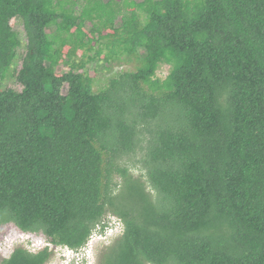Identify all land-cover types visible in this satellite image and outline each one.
<instances>
[{"label": "trees", "instance_id": "16d2710c", "mask_svg": "<svg viewBox=\"0 0 264 264\" xmlns=\"http://www.w3.org/2000/svg\"><path fill=\"white\" fill-rule=\"evenodd\" d=\"M76 3L0 0V229L46 238L0 264H264V0Z\"/></svg>", "mask_w": 264, "mask_h": 264}, {"label": "rangeland", "instance_id": "374dc122", "mask_svg": "<svg viewBox=\"0 0 264 264\" xmlns=\"http://www.w3.org/2000/svg\"><path fill=\"white\" fill-rule=\"evenodd\" d=\"M76 3L75 8L76 11L78 12V15L80 16L81 14H83L84 12V8H88L86 7L87 5V1L88 0H73ZM104 4L108 3L110 0H102ZM137 3H141L144 0H134ZM131 9V8H130ZM127 7H123V11H127ZM93 12V11H92ZM141 19L144 20L145 15L141 12L140 13ZM106 19V18H104ZM93 24H96L98 27H101L99 25V21L95 20V22ZM121 24V20L120 18L117 20V22L115 23V26H119ZM11 26L13 27V29L15 31H17L20 35V37L22 38V42L24 43V46L26 45V38H25V31L24 28L22 26V24L20 23L19 19H15L11 22ZM92 27V24L90 23H86V28L85 30H89ZM102 30H106L105 28H103ZM54 29H48L47 33L49 35L53 34ZM106 32H104L105 34ZM102 45V44H101ZM101 45H97L96 49H98ZM96 49L94 52H96ZM104 50L102 55L103 57L101 59H99L100 61H96L94 63H91V61H88L87 57H94L95 53L94 52H79L77 54L76 57V63H79L81 61H85V65L86 67L83 69V71H93L96 74L93 76V80H94V90L95 92H99L102 88H104L106 85H108V82L110 79L113 78H117L120 74H124L127 72H136L137 68L139 66V62L136 60V57L133 56H129V55H123V56H117L116 58L112 59L110 62H104L103 60L105 59V54H107V50L106 49H102ZM26 49L22 48L20 49V53L19 55L23 56V53H25ZM141 55H143V52H141ZM87 56V57H86ZM21 62V61H20ZM20 62L18 65V69L20 68ZM71 67L65 64H60L57 67V73L59 75L64 74L65 72H67ZM170 66H162L159 68V70L157 71L156 74V78L160 79L161 81H164L167 79L169 73H170ZM96 70V71H95ZM13 88L15 90H21L22 87L16 82L15 78L11 77V74H9L6 78V80L4 81V88ZM67 89L64 91L66 92ZM140 168V167H139ZM141 169H134L132 170V174L135 176H139L141 175ZM118 181V180H117ZM110 217V216H107ZM112 222L113 221H117V219H111ZM111 222V223H112ZM113 225H119L117 223H112ZM122 232V225H120V228L118 229V233ZM111 233V231L109 232ZM116 236V235H115ZM113 235V237H115ZM92 241H91V246L90 248L94 247L97 242L99 240H103V238L101 236H97L94 235L92 237ZM46 238L41 234H24L23 232H21L15 225L13 224H7L1 227L0 229V261L3 259H7L11 256V254L17 249V247H19L18 243H22V242H27L28 244H30L32 246L31 249L32 251H36L38 252L40 249H43L45 247V245L43 244V242H45ZM104 242V246L108 245L110 242L107 241H102L101 243ZM100 243V244H101ZM89 251H93L91 253H89L90 255H95V251L94 249H90ZM60 250V249H58ZM101 252V251H100ZM89 260H90V255H88V253H86ZM66 256H68V254H66ZM53 262L51 264H62L63 262V256L61 255V253H59L58 251H55L54 255H53ZM77 259V260H76ZM81 260V261H80ZM90 264H96L97 262H94V259L92 258V260H90ZM73 262V263H72ZM76 262V263H75ZM68 264H85L84 260L81 257L75 256L69 259Z\"/></svg>", "mask_w": 264, "mask_h": 264}, {"label": "clouds", "instance_id": "9594fccd", "mask_svg": "<svg viewBox=\"0 0 264 264\" xmlns=\"http://www.w3.org/2000/svg\"><path fill=\"white\" fill-rule=\"evenodd\" d=\"M65 249H67V248L65 247ZM41 250H42V249H40L39 251H41ZM66 253H68V250H66ZM72 257H74V255H73V254H70L68 259H70V258H72ZM68 261H69V260H67L66 264H68ZM89 262H90V261H89Z\"/></svg>", "mask_w": 264, "mask_h": 264}, {"label": "bare ground", "instance_id": "6f19581e", "mask_svg": "<svg viewBox=\"0 0 264 264\" xmlns=\"http://www.w3.org/2000/svg\"><path fill=\"white\" fill-rule=\"evenodd\" d=\"M113 222H114V221H113ZM113 222H112V223H113ZM110 227H111V229H112V226H111V225H110ZM110 227H108L109 230H110ZM115 228H116V227H115ZM109 230H108V231H109ZM104 235H105V234H104ZM88 246H89V245H88ZM46 248H47V247H46ZM71 252H72V251H71ZM78 252H79V251H78ZM85 252H86V251H85ZM80 255H83V254H80ZM79 257H80V256H79ZM76 260H77V259H76ZM80 261H81V260H80ZM84 262H85V261H84ZM87 262H88V261H87ZM72 263H73V262H72ZM75 263H76V262H75ZM88 263H89V262H88ZM86 264H87V263H86Z\"/></svg>", "mask_w": 264, "mask_h": 264}]
</instances>
